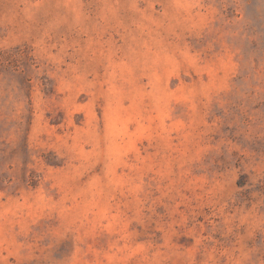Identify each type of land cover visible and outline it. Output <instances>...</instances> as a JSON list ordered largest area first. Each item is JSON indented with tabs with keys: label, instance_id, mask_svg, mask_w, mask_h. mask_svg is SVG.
<instances>
[{
	"label": "rangeland",
	"instance_id": "374dc122",
	"mask_svg": "<svg viewBox=\"0 0 264 264\" xmlns=\"http://www.w3.org/2000/svg\"><path fill=\"white\" fill-rule=\"evenodd\" d=\"M0 264H264V0H0Z\"/></svg>",
	"mask_w": 264,
	"mask_h": 264
}]
</instances>
